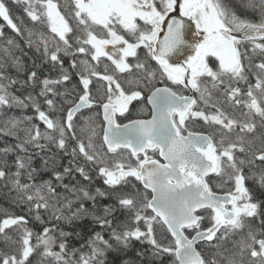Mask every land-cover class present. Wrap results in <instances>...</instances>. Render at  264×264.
Segmentation results:
<instances>
[{
	"label": "snow or ice",
	"instance_id": "6c2138e0",
	"mask_svg": "<svg viewBox=\"0 0 264 264\" xmlns=\"http://www.w3.org/2000/svg\"><path fill=\"white\" fill-rule=\"evenodd\" d=\"M0 19V196L43 226L5 212L0 264H264V0H0Z\"/></svg>",
	"mask_w": 264,
	"mask_h": 264
},
{
	"label": "trees",
	"instance_id": "16d2710c",
	"mask_svg": "<svg viewBox=\"0 0 264 264\" xmlns=\"http://www.w3.org/2000/svg\"><path fill=\"white\" fill-rule=\"evenodd\" d=\"M13 13H14V15L23 16L22 10L18 7L13 8ZM25 20L27 21L26 17H25ZM5 24H6V22H3L2 19H0V25H5ZM4 31L7 35H14L11 32V30L9 28H7L6 26L4 27ZM29 55L36 59L37 64L40 63V54L39 53H36L34 51H29ZM44 72L46 75H48L50 72H52V73H54L52 78L56 77V72L55 71H49L47 65L44 66ZM38 90L39 89L37 88V91ZM42 107H43V105H42ZM29 114H32V113L29 112ZM35 123H38V120L35 121ZM40 125L43 126V124H40ZM53 151H55V149H53ZM61 159H62V163H64L66 165L68 163L70 157L62 156ZM36 166L39 167V158H37ZM92 176H93V180H92L91 187L93 189L101 188L103 190L106 186L103 184L102 178H100L95 172L92 173ZM43 178L49 179V176L47 174H45L43 176ZM76 179L82 180V178L78 174L76 175ZM65 182H67V180ZM84 183H87V182L85 181ZM247 183L251 184V181H248ZM13 195H15V194L13 193ZM5 212L13 214V215H26V216H28V219H29L28 227L31 228L34 232L40 231L41 228L43 227L42 225L39 224V222L35 221V219L33 218V216L31 214L28 213L27 208L13 206L11 204L10 200H6L2 196H0V218H2L4 216ZM41 214L45 217V219H47V213H44L43 210H41ZM118 216L120 217L121 220H123L125 218L123 215H120V214H118ZM92 227L93 226L91 225L90 221L86 222L83 225V227L81 228L82 236L80 238L72 237V243L75 244L77 247H79L81 244L85 243V241H87V239L91 235V228ZM96 230L99 231L98 228ZM0 247H3V245L0 244ZM146 247H147V245H145V244H141L140 242L133 241L132 242V248L128 251L127 255L124 256V259L125 260H136V259H138L135 256V251L137 249H143Z\"/></svg>",
	"mask_w": 264,
	"mask_h": 264
},
{
	"label": "flooded vegetation",
	"instance_id": "af4514ba",
	"mask_svg": "<svg viewBox=\"0 0 264 264\" xmlns=\"http://www.w3.org/2000/svg\"><path fill=\"white\" fill-rule=\"evenodd\" d=\"M85 114H88L89 113V110L85 109L83 110ZM80 114L78 113L77 116H79ZM99 123V120L97 121Z\"/></svg>",
	"mask_w": 264,
	"mask_h": 264
},
{
	"label": "bare ground",
	"instance_id": "6f19581e",
	"mask_svg": "<svg viewBox=\"0 0 264 264\" xmlns=\"http://www.w3.org/2000/svg\"><path fill=\"white\" fill-rule=\"evenodd\" d=\"M48 75L51 76V77H53L54 73L50 72ZM56 75H57V73H56ZM39 123H40V122L38 121V124H39ZM40 127H41V125H40ZM41 129H42V127H41Z\"/></svg>",
	"mask_w": 264,
	"mask_h": 264
},
{
	"label": "rangeland",
	"instance_id": "374dc122",
	"mask_svg": "<svg viewBox=\"0 0 264 264\" xmlns=\"http://www.w3.org/2000/svg\"><path fill=\"white\" fill-rule=\"evenodd\" d=\"M53 115H54V116H55V115H59V113H54ZM41 127H42V129H41V130H43V128H44V125H43V126H41Z\"/></svg>",
	"mask_w": 264,
	"mask_h": 264
}]
</instances>
